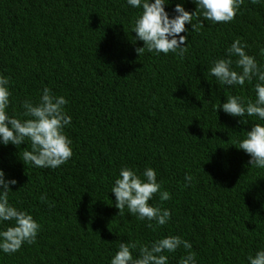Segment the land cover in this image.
<instances>
[{
	"label": "trees",
	"instance_id": "trees-1",
	"mask_svg": "<svg viewBox=\"0 0 264 264\" xmlns=\"http://www.w3.org/2000/svg\"><path fill=\"white\" fill-rule=\"evenodd\" d=\"M165 2L170 19L177 3L197 10L194 0ZM141 11L127 0H0L6 113L28 119L23 103L38 104L45 87L63 96L72 118L63 131L73 153L57 168H40L21 160L30 141L0 143L4 179L17 181L9 185V204L40 225L35 243L12 254L0 249V264H111L121 242L135 243L138 258L141 246L167 236L192 245L165 251L167 264H179L189 251L196 264H249L264 250V168L251 166L238 148L264 120L216 111L229 95L245 106L254 102L259 81L227 86L210 74L218 59L231 58L241 71L227 52L238 38L264 71V0H244L227 23L204 20L198 11L195 31L187 23L180 34L187 37L183 56L138 55L144 43L133 25ZM122 167L142 179L146 168L155 170L171 199L161 201L158 192L149 204L170 211L165 225L127 207L119 214L111 190ZM13 224L0 221V231Z\"/></svg>",
	"mask_w": 264,
	"mask_h": 264
},
{
	"label": "clouds",
	"instance_id": "clouds-1",
	"mask_svg": "<svg viewBox=\"0 0 264 264\" xmlns=\"http://www.w3.org/2000/svg\"><path fill=\"white\" fill-rule=\"evenodd\" d=\"M127 2L134 8H142L133 25L136 38L144 43L143 47L136 49L139 56L145 50L157 54L172 52L183 56L187 47L181 45L186 43L187 37L180 34L187 31L185 28L187 23H191L195 31L196 25L192 23L194 14L199 11L204 20L214 23L231 22L244 0H194L197 5L195 13L186 11L182 4L177 3L174 9L177 15L171 19L165 11V0H154V2L127 0ZM251 2L256 4L259 0H251ZM245 48L246 45H242L238 38L227 50L229 57H237L236 67L241 71L232 68L231 58L218 59L213 62L210 74L227 86H243L245 81L251 82L253 77H256L259 81L254 86L257 98L254 102L247 101L245 106L240 97L229 95L225 103L216 106V111L222 108L225 113L234 117L241 118L247 114L264 120V71L260 69L254 57L246 54ZM8 84L9 79L0 76V143L21 146L25 140L30 141L31 150L25 148L22 152L21 160L24 164L32 163L36 167L53 169L65 164L73 155L72 142L63 131L72 119L64 109L68 101L63 96L53 95L45 87L38 104L34 105L27 100L23 103L24 116L29 117L28 119L12 118L6 113L10 97ZM238 148L250 155L251 166L264 168V125L254 124L251 130L246 132V138L239 141ZM4 175L0 170V221H14V224L0 231V249L6 254H12L19 251L24 243L36 242L40 225L30 214L9 204L8 193L11 191L9 185H15L17 181L15 179L6 181ZM143 177L142 179L127 167L120 169L119 178L115 179L111 190L115 194V206L119 209V214L127 207L129 213L138 216L141 220H154L160 226L165 225L170 219V211L154 207L149 201L158 192L161 201H167L171 196L167 191H160L161 184L157 182L154 169L146 168ZM185 180L190 184L191 174L186 175ZM45 199L46 197H41L42 201ZM148 227H152V224L150 223ZM181 245L185 249L192 247L188 241L182 240L179 236H167L156 240L150 247L141 246L139 257L134 258L131 249L136 248L137 245L121 242L118 251L111 259V264H167V256L163 253L174 252ZM248 260L249 264H264V250L258 251L255 256L250 255ZM179 264H196L195 254L189 251L180 259Z\"/></svg>",
	"mask_w": 264,
	"mask_h": 264
}]
</instances>
